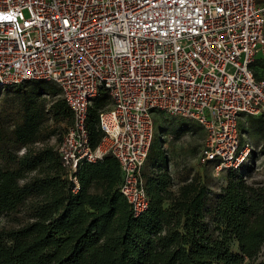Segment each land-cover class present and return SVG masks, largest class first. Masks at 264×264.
I'll list each match as a JSON object with an SVG mask.
<instances>
[{
	"label": "built area",
	"instance_id": "2783aa9c",
	"mask_svg": "<svg viewBox=\"0 0 264 264\" xmlns=\"http://www.w3.org/2000/svg\"><path fill=\"white\" fill-rule=\"evenodd\" d=\"M36 79L72 112L57 149L73 191L82 162L112 155L139 215L158 111L202 127L203 163L237 169L249 157L240 123L264 113V0H0V93ZM102 91L93 145L87 120Z\"/></svg>",
	"mask_w": 264,
	"mask_h": 264
},
{
	"label": "trees",
	"instance_id": "16d2710c",
	"mask_svg": "<svg viewBox=\"0 0 264 264\" xmlns=\"http://www.w3.org/2000/svg\"><path fill=\"white\" fill-rule=\"evenodd\" d=\"M14 91L24 117L10 130L0 127V217L29 202L32 219L18 227L0 226V264H264L259 257L264 186L239 173L246 160L227 169L228 183L218 196L211 229L208 186L194 177L174 190L166 154L151 146L148 157L158 172L144 173L149 206L135 215L120 191L121 168L112 155L82 162L75 174L80 188L73 191L57 149L62 136L55 146L49 143L56 130L48 110L57 122H72L62 97L54 98L49 108L43 98L59 94L58 87L36 79ZM99 95L108 99L105 91ZM102 106L95 99L89 109L93 145L102 135L97 127ZM37 142L41 146H33ZM19 147H24L21 154ZM261 149L264 153V144ZM234 240L238 250L231 248Z\"/></svg>",
	"mask_w": 264,
	"mask_h": 264
},
{
	"label": "rangeland",
	"instance_id": "374dc122",
	"mask_svg": "<svg viewBox=\"0 0 264 264\" xmlns=\"http://www.w3.org/2000/svg\"><path fill=\"white\" fill-rule=\"evenodd\" d=\"M22 86L23 83L9 86L0 93V127L10 130L16 124L22 122L24 117L22 102L14 91L15 88ZM56 97H60V95L44 94L43 98L46 100L48 108L51 101ZM96 99L103 106L109 105V100H106L103 96L98 95ZM47 113L49 123L56 130V133L50 136L49 143L55 146L58 139L63 135L67 123L66 120L57 122L51 117L49 110ZM240 133L242 142L247 141L251 144V151L249 157L246 158L245 167L239 173L243 176L246 173V177H244L246 181L257 182L264 186V153L261 149L264 144V115L244 116L240 123ZM203 140L204 131L196 122L164 111L156 113L155 137L152 146L156 150L164 151L166 154L167 163L165 167L172 176V183L177 182V180L181 182L196 177L208 186L209 198L206 219L210 228L213 229L216 225L214 222V209L218 202L219 194L228 183L230 170L226 168L217 170L213 163L206 164L200 160ZM33 146L39 147L41 143L37 142ZM23 150L24 147H19L17 153L21 154ZM1 162L4 165L9 163L5 157H2ZM156 172L158 170L152 166L148 157L141 170L144 183V173L151 174ZM165 205L167 206L168 202ZM31 219V208L29 202H27L16 211L2 214L0 226L5 228L18 227ZM230 245L232 249L238 250L236 240L231 241ZM259 257L264 258V248Z\"/></svg>",
	"mask_w": 264,
	"mask_h": 264
},
{
	"label": "crops",
	"instance_id": "0c3cea01",
	"mask_svg": "<svg viewBox=\"0 0 264 264\" xmlns=\"http://www.w3.org/2000/svg\"><path fill=\"white\" fill-rule=\"evenodd\" d=\"M184 181L179 182V180H177V182L173 183V189L176 190L179 188V186L183 183Z\"/></svg>",
	"mask_w": 264,
	"mask_h": 264
}]
</instances>
